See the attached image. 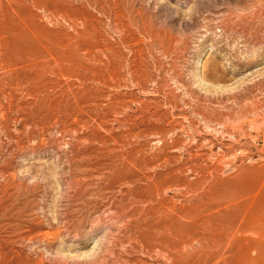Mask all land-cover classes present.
Returning <instances> with one entry per match:
<instances>
[{"label": "rangeland", "instance_id": "374dc122", "mask_svg": "<svg viewBox=\"0 0 264 264\" xmlns=\"http://www.w3.org/2000/svg\"><path fill=\"white\" fill-rule=\"evenodd\" d=\"M0 264H264V0H0Z\"/></svg>", "mask_w": 264, "mask_h": 264}]
</instances>
